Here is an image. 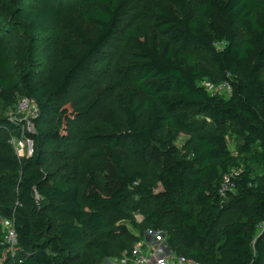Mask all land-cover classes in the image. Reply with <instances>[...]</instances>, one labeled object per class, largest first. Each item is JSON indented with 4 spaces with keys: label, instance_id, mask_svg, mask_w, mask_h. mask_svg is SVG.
<instances>
[{
    "label": "trees",
    "instance_id": "16d2710c",
    "mask_svg": "<svg viewBox=\"0 0 264 264\" xmlns=\"http://www.w3.org/2000/svg\"><path fill=\"white\" fill-rule=\"evenodd\" d=\"M41 1L25 9L0 1V21L16 16L31 33L53 32L44 73L22 71L26 96L47 120L25 135L71 163L46 173L35 154L22 172L11 166L12 174L0 175L10 189L19 181V199L31 206L15 209L0 188V264H100L113 239L136 240L110 214L132 220L133 199L143 195L161 199L145 218L153 228L167 222L175 229L167 241L174 253L204 264H264V0H161L136 9L140 27L121 20L138 0ZM118 37L126 45L109 73L100 64ZM7 68L0 47V95L10 105L19 87L3 75ZM205 81L227 83L230 92L212 94ZM20 127L0 113V136ZM182 134L195 138L189 155L177 144ZM127 156L158 166L161 193L141 171L126 168ZM81 158L100 161L103 173H83ZM232 170L236 186L224 197ZM227 203L238 212L210 243ZM5 219H13L19 244L3 259Z\"/></svg>",
    "mask_w": 264,
    "mask_h": 264
},
{
    "label": "rangeland",
    "instance_id": "374dc122",
    "mask_svg": "<svg viewBox=\"0 0 264 264\" xmlns=\"http://www.w3.org/2000/svg\"><path fill=\"white\" fill-rule=\"evenodd\" d=\"M13 4L15 9H25L31 5H37L42 3L41 0H0ZM161 0H138L136 4L128 7L124 14L121 16L123 23H131V26H142V20L137 16L136 9L143 7L148 8V5L159 3ZM66 5L76 4L68 0ZM53 36L52 31H41L38 33H31L16 16H13L8 21H0V47H3L7 59L8 68L5 70L3 75L10 80L13 89L19 87V91L16 95L14 104L8 105L6 100L0 95V113L4 115L14 116L18 115V102L26 96L24 87V78L22 71L28 69L37 73H44L45 71V56H44V45ZM126 41L121 37L114 40L111 52L106 54L101 62L102 69L109 73H113L117 70L118 65L121 62V51L124 50ZM194 50L203 57H208L207 52L194 48ZM126 79L137 78L136 73H123L121 74ZM204 85L208 87L212 94H228L226 88L212 84L209 81H205ZM23 118V115H20ZM39 116L34 121V128L31 129L30 133H37V127L40 123L45 124L47 120L38 121ZM230 148L237 153L238 143L233 136H229ZM33 140L27 135H21L19 132H11L5 130L0 136V156L6 157H17L16 162L6 163L0 160V175L12 174V168H16L19 172H22V163L24 159L38 154L37 160L41 165V170L46 173H54L63 165H69L70 161H62L58 157L49 151L46 143H41L36 146L33 142L35 152L33 155L29 154V146ZM196 143L195 138L192 135L182 134L177 144L188 151V155L191 153L189 148ZM67 143L64 145V149L69 153H73L71 147ZM126 168L129 171L139 170L143 173L144 180L153 184L154 194H159L163 190L161 183L158 179L159 168L155 163H146L137 158L127 156ZM81 171L87 175L103 173L102 164L100 161H92L86 158L80 160ZM10 169V170H9ZM19 183V181H18ZM16 183L14 189H10L7 185L0 183V188L3 190L4 198L14 204V208H24L27 212H31V206H24L20 199V185ZM156 196V195H155ZM143 195L136 196L133 199L138 209L133 214L132 220L121 219L118 214H110V218L116 223H124L128 226L129 230L133 233L136 240L130 238H116L110 242L111 256L100 260V264H133L134 256L133 249L137 244H141L145 253L151 257L152 264H161L168 260L174 261L176 256L181 255L174 253L167 247V241L171 237H176L175 229H173L169 223L165 222L158 229L151 227L145 218V212L149 209L155 208V203L161 201L158 197ZM36 202L41 204L43 201L39 195H36ZM238 212L237 207H232L229 203L224 208L223 214L216 222V225L211 229L209 242H214L218 230L225 222L234 218ZM261 229H259L260 231ZM77 250H81L82 244L76 245ZM76 252V249L73 250ZM5 256V254H3ZM1 262V260H0Z\"/></svg>",
    "mask_w": 264,
    "mask_h": 264
},
{
    "label": "built area",
    "instance_id": "2783aa9c",
    "mask_svg": "<svg viewBox=\"0 0 264 264\" xmlns=\"http://www.w3.org/2000/svg\"><path fill=\"white\" fill-rule=\"evenodd\" d=\"M220 89L226 88L228 92H230L231 86L227 83H224L222 85H218ZM18 115H14L12 117L17 118L21 121V127L19 133L22 135H25L27 131H31L32 128H34V121L39 115V108L37 103L31 99L28 96L23 97L18 102ZM20 115H23L24 117L21 118ZM31 142L29 146V154L33 155L35 152L34 146ZM239 173L236 170H232L229 174H227L224 178V181L222 183V189L221 193L224 197H227V194L229 191H234L235 189V182L233 181V178L238 176ZM3 226L5 228V242L7 243L8 249L7 254H5L4 258H7L8 254L11 257H14L18 252V244H19V238H18V232L16 230L15 224L13 219H5L2 221ZM264 225L261 227L263 230ZM141 244H137L133 249V256H134V263L133 264H152V258L149 257L143 248L141 247ZM161 264H204L200 261H197L191 257L185 256V255H178L176 256V259L174 261L168 260L167 262L161 263Z\"/></svg>",
    "mask_w": 264,
    "mask_h": 264
}]
</instances>
